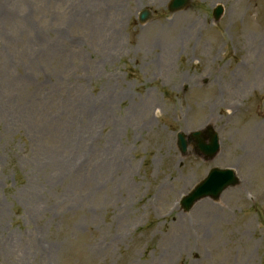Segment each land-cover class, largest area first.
<instances>
[{
	"label": "rangeland",
	"instance_id": "374dc122",
	"mask_svg": "<svg viewBox=\"0 0 264 264\" xmlns=\"http://www.w3.org/2000/svg\"><path fill=\"white\" fill-rule=\"evenodd\" d=\"M169 1L0 0V264H264V0Z\"/></svg>",
	"mask_w": 264,
	"mask_h": 264
},
{
	"label": "water",
	"instance_id": "95a60500",
	"mask_svg": "<svg viewBox=\"0 0 264 264\" xmlns=\"http://www.w3.org/2000/svg\"><path fill=\"white\" fill-rule=\"evenodd\" d=\"M188 0H173L170 7L184 5ZM146 12L142 13V17L146 16ZM186 140L183 133L179 134L178 144L180 149L185 152L189 143H192L194 149L199 154H204L206 159L214 158L219 151L218 136L212 129L208 127L205 132H194L190 134ZM209 138V143H206V139ZM238 178L231 169H219L212 168L209 175L201 181L197 186L191 191V193L183 200L182 206L185 210H188L196 201L203 197H212L217 200L221 192L231 185L238 184Z\"/></svg>",
	"mask_w": 264,
	"mask_h": 264
},
{
	"label": "bare ground",
	"instance_id": "6f19581e",
	"mask_svg": "<svg viewBox=\"0 0 264 264\" xmlns=\"http://www.w3.org/2000/svg\"><path fill=\"white\" fill-rule=\"evenodd\" d=\"M257 42H259V40H256L254 43H249L253 48H257Z\"/></svg>",
	"mask_w": 264,
	"mask_h": 264
}]
</instances>
